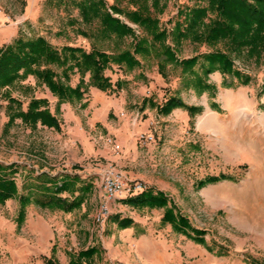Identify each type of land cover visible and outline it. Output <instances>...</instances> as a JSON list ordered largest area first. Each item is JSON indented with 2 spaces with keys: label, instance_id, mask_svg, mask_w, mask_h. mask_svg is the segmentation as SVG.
Listing matches in <instances>:
<instances>
[{
  "label": "rangeland",
  "instance_id": "1",
  "mask_svg": "<svg viewBox=\"0 0 264 264\" xmlns=\"http://www.w3.org/2000/svg\"><path fill=\"white\" fill-rule=\"evenodd\" d=\"M196 1L168 0L159 14L161 25L173 27L179 7ZM58 2L0 0V46L21 34L43 35L58 47L70 44L89 50V40L67 24L72 16L79 17L77 9ZM130 25L141 34L137 25ZM208 50L206 45L186 41L178 54L188 58ZM141 60L144 65L131 72L116 64L106 70L113 83L123 80L120 90L90 87L83 100L86 106L62 104L60 130L41 124L32 129L20 119L6 130L7 100L0 96V163L20 166L16 174L20 187L25 175L36 178L42 172L58 182L68 176L79 178L77 186L93 184L80 209L66 213L33 203L21 225L19 200L0 204V264H45L53 246L59 264H70L72 256L90 245L100 249L95 264H146L131 242L127 247L117 245L123 230L113 221L117 214L162 232L173 252L170 264H264V62L255 65L237 59L236 67L252 77L249 84L216 71L208 77L216 89L200 94L199 88L186 87L181 67L170 65L163 77L154 59ZM79 76L72 75L73 85ZM23 84L32 86L28 96L20 88L12 92L24 107L35 95L47 98L55 110L57 97L45 85L37 86L34 76ZM171 95L204 110L193 121L182 108L166 116L156 108L141 110L144 97L161 104ZM142 134L153 139L144 142ZM109 168L164 191L178 212L205 230V243L176 232L171 224L162 225L164 209L134 208L121 201L125 197L112 200L109 217L97 222L98 189ZM220 174L227 179L199 186L207 176ZM62 196L72 197L68 192Z\"/></svg>",
  "mask_w": 264,
  "mask_h": 264
},
{
  "label": "trees",
  "instance_id": "2",
  "mask_svg": "<svg viewBox=\"0 0 264 264\" xmlns=\"http://www.w3.org/2000/svg\"><path fill=\"white\" fill-rule=\"evenodd\" d=\"M198 1L191 6H180L174 26L166 28L161 25L159 14L165 11L168 0H59L58 5L67 9L71 5L77 9L79 17L72 16L67 24L76 34L89 40L90 49L70 44L58 47L43 35L26 37L21 34L0 46V96L7 100L5 129L20 119L32 129L41 124L60 130L62 104L86 106L87 102L83 100L90 87L110 92L120 90L123 80L113 83L106 70L116 64L124 72H131L144 65L141 58L154 59L163 77H167L170 65L181 67L186 87L199 88L200 94L216 89L208 82V77L216 71L224 77L234 76L242 84H249L252 77L236 67V60L255 65L264 62V0ZM130 23L137 25L141 34H137ZM186 41L206 45L209 50L188 58L180 57L179 49ZM76 73L80 76L73 85L71 79ZM29 76L35 77L37 86L45 85L57 97L54 111L47 98L32 95L24 107V101L13 95L12 89L20 88L28 96L32 86L23 83ZM147 107L156 108L165 116L182 108L188 111L190 121L204 110L202 105L189 104L179 95H171L161 104L151 96L144 97L141 110ZM19 171L20 166L16 163H0V204L11 198L19 200V225L33 203L45 209L70 213L82 207L93 189L90 182L77 186L79 178L65 176L58 182L44 172L36 178L25 175L20 187L16 177ZM221 179H227V176H207L199 186ZM64 192L72 197L62 196ZM121 201L134 208L164 209L162 225L171 224L176 232L198 243L206 241L205 230L194 227L162 190L150 186ZM113 221L120 229L137 225L132 217L119 214L114 215ZM52 251L45 264H59L55 257L56 246ZM99 254V247L90 245L72 256L69 263L95 264V256Z\"/></svg>",
  "mask_w": 264,
  "mask_h": 264
},
{
  "label": "crops",
  "instance_id": "3",
  "mask_svg": "<svg viewBox=\"0 0 264 264\" xmlns=\"http://www.w3.org/2000/svg\"><path fill=\"white\" fill-rule=\"evenodd\" d=\"M186 115L188 117V111L186 112ZM135 221L137 223L140 222L138 220ZM111 240L112 243H115L117 237L115 236ZM117 242V245L126 247L130 242L134 244L139 255H141V258L146 260V264H170L172 262L173 252H171L167 238L162 232H159L158 234L156 232H152L150 226H147L145 223H140V225L138 224L136 227L134 226L123 229ZM61 250L62 249L60 248V252ZM262 263L263 261H260V264Z\"/></svg>",
  "mask_w": 264,
  "mask_h": 264
},
{
  "label": "built area",
  "instance_id": "4",
  "mask_svg": "<svg viewBox=\"0 0 264 264\" xmlns=\"http://www.w3.org/2000/svg\"><path fill=\"white\" fill-rule=\"evenodd\" d=\"M144 142L153 139L152 135H141ZM116 148H120L117 145ZM148 187L142 179L128 177L122 171L109 168L105 171L101 186L98 189L99 203L95 213V220L103 223L111 213L110 202L118 197H127L138 194Z\"/></svg>",
  "mask_w": 264,
  "mask_h": 264
}]
</instances>
